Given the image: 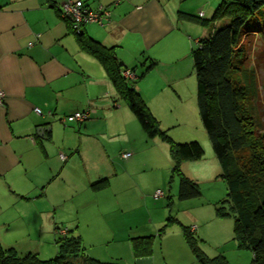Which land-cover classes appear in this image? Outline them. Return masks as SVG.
Here are the masks:
<instances>
[{
    "label": "crops",
    "instance_id": "0c3cea01",
    "mask_svg": "<svg viewBox=\"0 0 264 264\" xmlns=\"http://www.w3.org/2000/svg\"><path fill=\"white\" fill-rule=\"evenodd\" d=\"M64 1L0 0V90L5 94L0 106V233H6L4 238L7 232L27 233L32 247L30 233H68L75 226L82 241L122 243L133 255L131 237L146 235L161 222L152 216L142 221L136 213L139 187L149 178L141 165L153 169L162 162L160 148H139V140L160 138L147 136L98 57L80 47L60 12ZM85 1L91 9L107 8L110 17L103 25L86 23L84 32L114 46L118 61L134 71L135 88L157 115L155 100L169 80L178 84L175 73H182L179 66L161 70L157 64L163 58L177 60L216 24L179 12H203L199 17L210 19L221 0ZM84 109L90 114L83 122L63 121ZM135 150L136 159L121 156ZM166 153L172 163L169 148ZM100 179L102 187H93ZM184 208L191 210L187 204ZM210 215L217 217L215 210ZM168 230L159 243H178L187 252L176 231ZM178 235L188 247L182 227ZM150 257L135 258L136 264Z\"/></svg>",
    "mask_w": 264,
    "mask_h": 264
},
{
    "label": "trees",
    "instance_id": "16d2710c",
    "mask_svg": "<svg viewBox=\"0 0 264 264\" xmlns=\"http://www.w3.org/2000/svg\"><path fill=\"white\" fill-rule=\"evenodd\" d=\"M83 2L89 8L86 1ZM261 12L264 14V0H221L210 19L179 12L181 17L203 24L212 20L216 22L207 35L192 43L190 49L196 76V103L201 123L220 164L221 172L218 175L227 185L226 197L217 202L215 214L221 218H233L234 238L240 245L250 248L252 264H264V135H261L262 128L252 101L255 82L248 89L240 83L241 79L236 73L246 75L248 71L246 63L249 56L245 45L240 46V40L251 30L249 22ZM261 26L254 24V28H257L255 31H262ZM83 27L71 29L80 47L98 57L118 95L125 100L147 136L158 137L169 145L172 172L179 178L177 198L185 200L198 197L201 194L198 183L181 171V165L202 157L200 143L196 140L175 142L160 127L159 120L135 88L134 80L122 75L127 67L118 61L114 46L101 44L86 34ZM245 149L251 151L246 158L241 156ZM103 181H95L93 187H102ZM174 222L180 223L170 215L156 234L131 237L134 257L151 256L155 239H160ZM190 228L182 225L184 240L200 264H229L221 254L208 256L194 236L197 228L194 231ZM66 234L56 237L58 251L49 259H41L34 252L19 256L14 247H4L0 242V264H125L83 256L80 254L81 238Z\"/></svg>",
    "mask_w": 264,
    "mask_h": 264
},
{
    "label": "rangeland",
    "instance_id": "374dc122",
    "mask_svg": "<svg viewBox=\"0 0 264 264\" xmlns=\"http://www.w3.org/2000/svg\"><path fill=\"white\" fill-rule=\"evenodd\" d=\"M210 12L211 10L207 13V16H209ZM249 23L251 30H248L249 32L245 33L240 40V46L245 45L249 56L246 63L249 68L246 75L239 72L236 74L241 79L240 83L244 84L248 89L251 88L253 81L255 82L252 101L258 122L262 128L261 135H264V14L262 12L257 14ZM254 24L256 26L263 24L261 26L263 30L255 31L257 28H254ZM210 25L209 28H212V24ZM178 56L179 58L175 61L169 62L170 58H163L157 64L158 69L161 70L165 67L179 66L182 73L176 72L175 74H178V84H174L169 80L166 85L167 89L160 95V99L155 100L156 103L153 102L157 113L155 116L160 122V127L166 130L175 142L196 140L202 146V157L197 160L187 161L181 167V171L188 178L198 183L201 194L198 197L180 201L177 198L179 178L176 173L173 174L172 163L166 153L169 145L161 139L147 141L146 135L142 137L141 141L139 140V148H160L158 160H162V162L157 163L153 169L148 167L149 163L147 167L141 165L140 171L141 169L143 170V167L145 169V172L141 173L149 178L146 185L139 187V199L135 198L136 213L142 221L147 220L151 216L154 220L161 221L156 230L147 232L146 235L156 234L161 225L165 223H163V219L168 216L171 215L177 218L181 225H170L168 231H176L175 236L181 240V244L187 250V252H183L178 243H175L173 247L169 246L165 239L159 243L160 239L164 238L165 234H162L160 239L159 237L156 238L153 254L145 264H200L189 248L186 247L180 235H178L182 225L191 227L193 224L198 229L195 230L194 236L198 240L201 249L208 256L221 254L226 257L229 264H252L253 254L250 248L246 245H240L237 239L234 238L233 218L223 219L210 215L215 210L217 202L226 197L227 185L225 180L217 174L221 172L218 160L199 116L196 103V76L189 48ZM137 67L139 70L141 69L140 65H137ZM134 122L139 125L137 121ZM144 153L145 149H141L142 158ZM250 153V150L245 149L242 150L241 156L246 158ZM138 155V151L135 150L128 160L136 159ZM122 160L120 159V161ZM141 176L143 177L144 175ZM157 189L164 192L163 197L154 198V192ZM185 204L191 206V213L184 211ZM137 214L134 216H137ZM70 216L72 217V215ZM70 216L66 218L68 219ZM100 220L103 221L104 219L100 218ZM70 230L71 232L66 235H80L78 231L75 232V226H71ZM89 234L92 235V233ZM5 235L4 231L0 233L2 246L14 247L19 256L34 252L41 259H49L57 254L58 249L55 239L59 234L53 230L52 232L40 233L37 230L36 233H30V238L35 241L32 242V247L29 245L27 233L7 232L8 236L4 238ZM105 244H91L87 240L82 241L81 239L82 250L80 254L85 257H93L99 261L115 260L125 264H136V259L131 254L130 248L126 250L122 243Z\"/></svg>",
    "mask_w": 264,
    "mask_h": 264
},
{
    "label": "built area",
    "instance_id": "2783aa9c",
    "mask_svg": "<svg viewBox=\"0 0 264 264\" xmlns=\"http://www.w3.org/2000/svg\"><path fill=\"white\" fill-rule=\"evenodd\" d=\"M60 12L62 16L68 20L70 24V28L73 30H78L82 28L86 23H96L99 25L105 24L106 21L109 20L110 11L103 7L99 6L96 9H89L85 6L83 0H66L60 6ZM203 12H199V15L202 16ZM122 75L129 79H134L136 77L133 70L126 68L122 71ZM4 92L0 90V106L4 104ZM34 111L37 114H41L40 108H34ZM90 110L84 109L80 111H75L71 114L66 115L63 118L65 123H79L83 122L89 117ZM121 156L124 158H128L131 156V152H122ZM164 192L160 189H157L154 192V198L162 197ZM196 228L195 225L191 226L190 230L194 231ZM59 234H65L66 229H62Z\"/></svg>",
    "mask_w": 264,
    "mask_h": 264
},
{
    "label": "water",
    "instance_id": "95a60500",
    "mask_svg": "<svg viewBox=\"0 0 264 264\" xmlns=\"http://www.w3.org/2000/svg\"><path fill=\"white\" fill-rule=\"evenodd\" d=\"M38 131H39V135L42 134L43 128L42 127H39L38 128Z\"/></svg>",
    "mask_w": 264,
    "mask_h": 264
}]
</instances>
